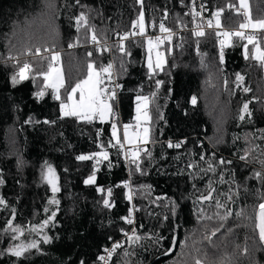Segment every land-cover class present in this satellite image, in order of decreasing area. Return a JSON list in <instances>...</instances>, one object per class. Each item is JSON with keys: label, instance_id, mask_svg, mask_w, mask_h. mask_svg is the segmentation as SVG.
Listing matches in <instances>:
<instances>
[{"label": "trees", "instance_id": "trees-1", "mask_svg": "<svg viewBox=\"0 0 264 264\" xmlns=\"http://www.w3.org/2000/svg\"><path fill=\"white\" fill-rule=\"evenodd\" d=\"M228 2L238 5L236 0H195V8L193 0H0V197L6 201L0 204V264H97L114 242L124 246L109 264H195L197 259L201 264H264V241L255 227L264 202V66L254 59L252 45L245 57L246 41L236 37L225 44L221 61L213 30L203 37L178 32L195 19L199 4L210 18ZM249 10L253 19L264 18V0H249ZM81 12L88 23L78 29ZM141 12L145 32L152 21L175 32L159 49L166 54L163 71L149 72L145 38L116 40L131 31ZM221 22V27L239 29L243 17L225 10ZM255 34L264 47V32ZM120 43L130 55L119 51ZM44 47L50 54L36 53ZM53 53L60 54L65 81L59 100L39 75ZM25 62L32 68L29 79L13 83ZM89 63L97 70L113 65L111 79L105 74L101 86L116 91L111 104L118 109L119 124L134 122L137 96L149 97V141L138 149L140 171L125 159L126 148L109 144L115 143L111 120L60 113L61 101L87 76ZM41 90L42 98L36 96ZM244 103L250 114L242 112ZM102 150L111 167L102 161L96 183L86 184L95 159L77 157ZM46 164L58 176L55 194L43 179ZM125 181H130L131 200ZM208 195L211 200L201 199ZM53 198L59 203H49ZM217 201L225 207L217 208ZM226 209L232 215L221 220ZM241 210L244 215H237ZM131 211L134 222L128 224L124 217L131 219ZM52 212L49 224L33 230ZM9 221L22 234L12 232ZM132 227L142 237L134 244L125 236ZM33 241L38 247L23 256L8 251Z\"/></svg>", "mask_w": 264, "mask_h": 264}, {"label": "snow or ice", "instance_id": "snow-or-ice-1", "mask_svg": "<svg viewBox=\"0 0 264 264\" xmlns=\"http://www.w3.org/2000/svg\"><path fill=\"white\" fill-rule=\"evenodd\" d=\"M79 2V0H77ZM143 0H141V3ZM229 8H234L238 14L243 15V22L238 25L239 30L237 31H219L218 29L221 28V16L222 13L225 11V8L219 7L217 10L212 13L213 19H209L207 21V27L210 29H213V34L216 37H223L219 40L220 43V60L223 61L224 59V46L225 44H230L232 37H236L241 41H246L245 44H243L244 48V55L247 58L249 54L248 46L252 45L254 47V59L257 60L261 66H264V47H261L260 41H258V38L255 34L256 30H260L264 32V18L262 19H253L251 16V12L249 10L248 0H239V4H229ZM193 8H195V0H193ZM203 8V6H201ZM202 12H194V18L197 16H201ZM81 22L83 24H87V17L83 12L80 13V15L77 17V28L81 26ZM136 25H139L138 31H134L131 33H125L123 36L120 37L121 41L128 39L129 36H135L140 35L143 36L145 32V24H144V13L141 12L139 15V19L134 22L133 28H136ZM197 28L200 30L195 31V36L197 37H203L205 36V31L201 27V25H197ZM251 29V32H247L246 30ZM159 31L161 33H167L165 37H159L157 36L155 38V42L153 41L152 37L147 38V44H148V59H147V68L150 73H154L157 70L163 71L164 65L167 63L166 60V54L165 52L160 51V46L165 43V41L171 42L173 39V31L170 28L165 27V24L161 22L159 24ZM91 39L94 43H99L97 36L95 35V32L93 31V34L91 36ZM261 39H264L262 37ZM74 46V45H70ZM119 51L125 52L123 43H120L118 46ZM31 51V50H29ZM171 51V49H169ZM155 52V57L153 58L152 53ZM36 53H40V49H36ZM126 55H130V53H126ZM89 56L92 55L91 52L88 53ZM49 60L47 71H42L39 73L40 76L44 79V87L45 88H52L54 90V98L59 100L60 99V89L64 87L65 81L63 77L62 68L59 67L60 62V54L59 53H53L50 57L47 58ZM112 67L113 65L109 63L107 66H101L99 70L96 69L95 65L93 63L88 64V73L87 77L84 80L79 81L75 84L74 87H71L70 92L68 93L67 99L71 101V104H65L63 101H61V109L63 111V114L65 116H78L81 119H86L88 121H91L94 117H99L101 120H105L112 114V104L109 103V101H114L116 96L115 89H108L105 87H102L104 83V76L107 74L108 79H111L112 75ZM32 71L31 65L28 62H25L22 67L19 68V71L12 77L13 83H17L19 81L28 80L29 79V73ZM35 78V77H33ZM237 80L242 82L244 80V77L241 75H237ZM157 85H160L163 83V81H156ZM119 87V86H118ZM250 89L245 87L243 91L248 92ZM79 92V99H75L76 93ZM44 91H38L36 93L37 97H43ZM152 96H155V93H152ZM137 115H136V126L139 127V122L141 119L144 121L150 120V116L148 113V106L150 103L148 96H137ZM191 103L195 105L197 103V97L193 96L191 99ZM243 113H249V103H244L242 107ZM250 114V113H249ZM245 117L244 115L240 116V119L243 120ZM133 126L131 124H126L123 126V137L124 141H126L128 144H134L136 143V140L139 138L138 133H131L129 131L130 128ZM112 136L115 139V143H112V141H109V144L112 147H119L120 149L124 148V143L121 142L120 135L117 133V127L114 123L112 125ZM148 136V128L143 129V138L147 139ZM103 145H101V148L103 149ZM169 147H180V144L172 145L169 144ZM125 159H130V163H132L137 171H140V164H139V152L130 150L127 153H124ZM78 160L84 161V160H92L95 159V168L93 173L88 176L87 180L85 181L86 184H95L96 183V169H98L99 165L102 161H109V167H111V162L109 160V154L107 150H102L100 152H95L90 155H80L77 157ZM241 159H244V157H241ZM220 163H225L224 160H221ZM227 163H231V161H228ZM264 163V161H262ZM257 177L261 176V173H256ZM43 179L51 185L53 194L60 191V188L58 186V176L56 175L55 169L50 165L46 164L45 170L43 172ZM3 181H0L2 183ZM124 186L129 188V196L128 199H132L131 195V185L130 181H125ZM100 192H105L104 188L98 189ZM214 191V190H213ZM106 194L108 197L112 196V188H108L106 190ZM201 199L203 200H211V195L204 196ZM227 199H231V196H228ZM6 201L0 197V204H5ZM49 203L51 204H58L59 201L53 198ZM104 205L107 207H112V204L110 203L109 199H104L103 201ZM217 208L225 207L224 205L220 204L219 201H217ZM47 211V209H45ZM202 211V210H201ZM56 213L52 212L49 219L43 221V224L35 226L33 230H40L44 226L50 223L52 219L55 218ZM232 215L231 211L225 210V215L220 217L221 220L227 219V216ZM237 215H244V211L241 210L240 213H237ZM126 222L128 224H132L133 220L129 217H124ZM257 223L255 225L256 228L259 229V238L260 240L264 241V203H260L258 206L257 211ZM9 228L12 232H19L22 234L23 229L19 226L12 227V222L9 221ZM216 231L218 229L212 231V235L214 236L216 234ZM127 236V242L131 243H137L142 239L140 235H138L135 231V229L132 230V234ZM50 240V237L45 236L44 242H48ZM122 242H114L111 249H105V252L107 253V256L101 255L99 256L100 261H107L110 260L113 255L117 252L118 249H121L123 247ZM38 242L33 241L27 245L24 244H18L8 249V251L12 252L15 256L20 257L25 254L29 249L37 248ZM173 248H175V241H173V247L169 249V251H172ZM199 251V250H198ZM130 255V253L125 252V256ZM83 264V262H81ZM126 264V262H124ZM195 264H201V261L197 259L195 261ZM214 264V262H212Z\"/></svg>", "mask_w": 264, "mask_h": 264}, {"label": "built area", "instance_id": "built-area-1", "mask_svg": "<svg viewBox=\"0 0 264 264\" xmlns=\"http://www.w3.org/2000/svg\"><path fill=\"white\" fill-rule=\"evenodd\" d=\"M200 1V0H199ZM229 4H234V3H232V2H228V3H226L225 5H224V8H225V10H231V11H233V12H236V10L234 9V8H229L228 7V5ZM204 5V3L202 4H199V8H198V11H200V12H202L203 11V9L201 8V6H203ZM236 5V4H235ZM217 8H219V7H217ZM217 8H215L213 11H212V13H214L216 10H217ZM212 13L210 14L211 16H210V18H206L204 15H203V13H202V15L201 16H197V17H195V19L190 23V25L187 27V26H184V27H182V28H180L179 30H178V32H180V31H190V32H192L193 34L195 33V31H198V30H200L199 28H197V25H201V27L203 28V30L205 31V33L208 31V30H213V29H210V28H208L207 27V21L209 20V19H213V16H212ZM237 13V12H236ZM242 17H243V15L242 14H240ZM150 29H148V30H146V32H144V35L143 36H140V35H135V36H129L128 37V39H130V38H145L146 40H147V38L148 37H152L153 38V41L155 42V38L157 37V36H159V37H165L166 35H167V33H161L160 31H159V23H155V22H150ZM156 25V26H155ZM157 28V29H156ZM138 29H139V25H136V28L134 29L133 28V26H132V29H131V31H129V32H125V33H131V32H134V31H138ZM219 31H237L238 29H229V28H225V27H221L220 29H218ZM247 32H251L250 30H246V33ZM125 33H123V34H121L118 38H116V40L117 41H121V39H120V37L121 36H123ZM173 33H175L174 31H173ZM223 37H216V43L218 44V45H220V43H219V40L220 39H222ZM128 39H126V40H128ZM123 41H125V40H123ZM94 45H96V46H98L99 44L98 43H93ZM106 44L107 45H109L110 46V44H111V41H107L106 42ZM163 45V44H162ZM51 51L49 50V48L48 47H44V52L42 51V52H40V53H50ZM114 87H108V89H113ZM111 116V121L113 122V123H119L118 122V120H119V118H120V116H119V112H118V109L117 108H113L112 109V114L110 115ZM119 126H122V124L120 123L119 124ZM133 213H134V211H131V213H130V217H131V219L133 220ZM133 222H134V220H133ZM134 229V227H132L131 229H130V231L127 233L128 235L129 234H132V230ZM126 236V235H125ZM112 248V245L111 246H109V247H107V248H105V249H111ZM105 249L103 250V252L99 255V256H101V255H104V256H107V253L105 252ZM110 263V260H107V261H100L99 260V257H98V261H97V264H109Z\"/></svg>", "mask_w": 264, "mask_h": 264}, {"label": "rangeland", "instance_id": "rangeland-1", "mask_svg": "<svg viewBox=\"0 0 264 264\" xmlns=\"http://www.w3.org/2000/svg\"><path fill=\"white\" fill-rule=\"evenodd\" d=\"M236 3L237 4H239V0H236ZM248 5H249V0H248ZM255 20V19H254ZM239 30V29H238ZM250 31H252L251 29H249ZM255 32H260V30H256ZM50 50V49H49ZM160 51H162V50H160ZM43 52H44V48H43ZM163 52V51H162ZM43 54H50V53H43ZM148 55H149V53H148V44H146V59H145V64H146V66H147V59H148ZM152 55H153V58L155 57V52H153L152 53ZM252 55H253V57H254V47H253V53H252ZM59 66V65H58ZM60 67V66H59ZM87 77V76H86ZM85 77V78H86ZM84 78V79H85ZM83 79V80H84ZM102 87H105V88H108V87H111L110 85L107 87V86H102ZM79 92H77L76 93V96H75V99H79ZM65 104H71V101H69L68 99L66 100V101H63ZM109 103H111V101H109ZM137 104H138V102L136 103V105H135V107H134V112H135V116H134V122L133 123H131V125L133 126L132 128H130L129 129V131L131 132V133H138L139 134V138L136 140V143H134V144H128L126 141H124V137H123V126L124 125H122V126H119V123H115V124H117V133L120 135V138H121V142L122 143H124V148H126V151L127 152H129L130 150H132V151H139L138 149L139 148H141V147H144L147 143H148V141H149V126H148V123H149V120L148 121H144L143 119H141V121L139 122V127H137L136 126V124H137V122H136V115H137V111H136V109H137ZM60 113L63 115V116H65L64 114H63V111H62V109H61V103H60ZM78 117V116H77ZM80 118V117H79ZM99 118V117H98ZM81 119V118H80ZM94 119V118H93ZM108 120L107 121H109V117L107 118ZM101 120V119H100ZM110 120H111V116H110ZM101 121H106V120H101ZM148 128V136H147V139H144L143 138V129L144 128ZM126 152V153H127ZM1 181V180H0ZM50 185V184H49ZM50 188H51V185H50ZM52 189V188H51ZM264 203V202H263ZM256 222H258L257 221V218H256ZM258 229V228H257ZM258 231H259V229H258ZM18 245V244H17ZM25 245V244H24ZM27 245V244H26Z\"/></svg>", "mask_w": 264, "mask_h": 264}, {"label": "crops", "instance_id": "crops-1", "mask_svg": "<svg viewBox=\"0 0 264 264\" xmlns=\"http://www.w3.org/2000/svg\"><path fill=\"white\" fill-rule=\"evenodd\" d=\"M106 121L108 120L107 118L105 119ZM110 120V119H109Z\"/></svg>", "mask_w": 264, "mask_h": 264}]
</instances>
